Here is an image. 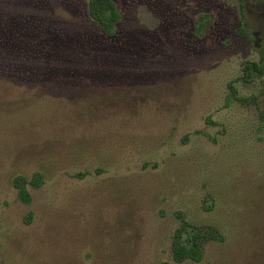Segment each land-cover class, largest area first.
I'll use <instances>...</instances> for the list:
<instances>
[{"label": "rangeland", "instance_id": "rangeland-1", "mask_svg": "<svg viewBox=\"0 0 264 264\" xmlns=\"http://www.w3.org/2000/svg\"><path fill=\"white\" fill-rule=\"evenodd\" d=\"M112 2L0 0V264H264V0Z\"/></svg>", "mask_w": 264, "mask_h": 264}, {"label": "trees", "instance_id": "trees-1", "mask_svg": "<svg viewBox=\"0 0 264 264\" xmlns=\"http://www.w3.org/2000/svg\"><path fill=\"white\" fill-rule=\"evenodd\" d=\"M86 7L88 17L96 26L109 36L115 33V26L120 21L121 15L117 11V8L112 0H88ZM262 54V60L259 64L247 63L244 66V78L251 80L264 76V50ZM230 89V95L235 97V91L231 86ZM261 117L264 118V114H261ZM30 183L33 186H38L41 183V176L39 174H35V176H33L30 180ZM13 185L17 189L18 198L22 202L28 204L30 202V196L26 189L27 180L25 178H17L14 180ZM29 219H31V214L28 216V220ZM188 226L189 225L184 223L175 233L172 244L173 258L177 262L190 260L198 263L202 259V247L204 243L210 239L219 237L213 229L209 232V228L204 229L189 226L191 230H188Z\"/></svg>", "mask_w": 264, "mask_h": 264}]
</instances>
